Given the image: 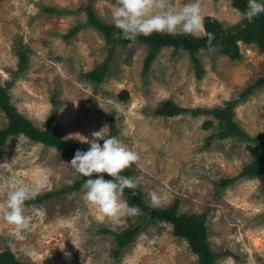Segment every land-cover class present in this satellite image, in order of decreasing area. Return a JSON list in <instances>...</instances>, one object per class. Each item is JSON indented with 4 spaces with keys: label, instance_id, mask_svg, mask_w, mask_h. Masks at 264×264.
<instances>
[{
    "label": "rangeland",
    "instance_id": "374dc122",
    "mask_svg": "<svg viewBox=\"0 0 264 264\" xmlns=\"http://www.w3.org/2000/svg\"><path fill=\"white\" fill-rule=\"evenodd\" d=\"M89 3L103 23L113 24L117 0H0V85L8 89L11 105L41 130L52 118L64 142L81 151L90 147L81 140L93 139L92 133L107 125L104 136L115 135L138 153L128 169L149 206L165 209L179 200V214L205 213L210 249L231 253L216 264H264V175L219 186L252 161L254 146L237 137L220 139L219 120L203 112L231 104L241 129L251 137L264 136V85L241 96L264 77V52L242 41L239 60L202 49L199 79L188 51L164 47L144 74L149 47L117 45L112 52L104 35L86 24L83 9ZM200 5L203 20L215 17L224 29L243 24L232 0H200ZM77 25L81 30L66 38ZM205 34L203 25L193 35ZM19 51L28 53L24 71H19ZM107 65L102 83L87 78ZM168 100L186 111L157 115ZM8 124L0 107V131ZM70 161L24 134L7 138L0 149V205L16 182H31L40 174L47 183L36 197L53 196L26 201L28 222L19 231L0 211V252L9 250L25 264H200L170 224L145 223L140 212L101 218L84 198L83 186L64 190L82 177ZM134 228L139 229L135 238L118 247L115 234Z\"/></svg>",
    "mask_w": 264,
    "mask_h": 264
},
{
    "label": "trees",
    "instance_id": "16d2710c",
    "mask_svg": "<svg viewBox=\"0 0 264 264\" xmlns=\"http://www.w3.org/2000/svg\"><path fill=\"white\" fill-rule=\"evenodd\" d=\"M248 0H232V4L235 8L244 12L247 9ZM48 12H55L54 8L47 7L45 9ZM87 14V23L91 27L101 32L107 43L112 44L111 51L113 52L117 45H130L133 43H144L149 47L148 55L145 59L144 74H147L151 66L160 52L164 47H173L177 50L188 51L192 61L194 62L197 78L202 79L204 70L198 59V53L202 49L209 50L207 44V34H214L215 39L212 41V45L215 47V51L226 55L232 60H239L241 58L240 47L238 43L242 41L245 44L255 43L261 52H264V13L253 18L251 22L247 20L243 21V24L233 28L224 29L220 21L215 17L208 16L203 20V25L206 34L198 37L191 33H168L159 32L152 33L149 36H139L136 40L130 41L121 37L119 29L114 24L103 23L95 13L91 3L85 5L83 9ZM82 28V25L74 27L66 38L75 36ZM110 52L109 60L112 57ZM19 71H24L28 63V53L25 51H19ZM107 66H98L86 76L91 81L96 83H102L108 73ZM264 85V77L250 85L241 96L245 97L251 94L257 88ZM123 98H127V91L122 92ZM0 107L6 113L9 118V124L6 129L0 131V149L6 142L7 138L17 134H24L30 139L45 143L48 146L55 147L65 155L73 158L77 148L69 147L63 140L61 131L58 128L53 127L52 118H49V122L45 130H41L36 127L29 119L20 114L15 107L10 103V97L8 89L0 85ZM186 111L179 107L174 102L168 100L165 101L156 111L157 115L160 116H174ZM232 105L229 104L224 108H215L207 111H203L205 114H212L219 120L220 132L218 137L220 139H227L237 137L242 140H246L253 144L252 149V161L246 164L238 176L232 179H222L219 182V186L226 188L233 184L240 178H258L264 175V136L251 137L245 130L241 129L235 123L233 119ZM194 113H196L194 111ZM211 122L205 124L209 127ZM121 175L131 176L132 171L125 169ZM87 177L82 176L81 179L75 183L71 188H65L64 190L80 189ZM105 179H110L105 174ZM53 196L52 193L44 196H38L34 199L28 200L31 202H42ZM123 196L128 203H135L140 209L141 216L145 223H155L157 221H164L173 227V233L177 237L184 238L188 241L191 250L198 255L200 264H216L220 258L225 255L230 256V252L215 253L213 252L208 244V228L205 225L206 214H179V200L165 209L151 207L147 204L144 194L140 189L135 190L125 188ZM138 228L130 229L122 233L115 234L117 239L118 247L123 248L130 243L136 236ZM107 233H113L109 230H104ZM117 255V252H116ZM0 264H25L16 260L14 254L5 250L0 252Z\"/></svg>",
    "mask_w": 264,
    "mask_h": 264
},
{
    "label": "clouds",
    "instance_id": "9594fccd",
    "mask_svg": "<svg viewBox=\"0 0 264 264\" xmlns=\"http://www.w3.org/2000/svg\"><path fill=\"white\" fill-rule=\"evenodd\" d=\"M264 13V0H248L247 9L241 12L240 19L251 22ZM112 22L119 29L122 38L134 41L139 36H149L156 32L175 33L183 30L195 34L203 27L200 0H117L113 6ZM214 34H207L210 51H215L212 41ZM92 133L93 139L81 140L90 145L87 151L77 150L69 162L75 172L87 177L83 188L84 198L96 208L101 218L119 219L140 211L135 203L124 198V189L135 190L136 178L121 173L135 164L138 153L115 135L104 136L103 130ZM103 140V143H99ZM105 174L110 179H105ZM43 174L36 175L31 182H16L7 193L2 205L3 219L19 231L27 226L25 203L34 199L45 187ZM153 203H158L155 192H150Z\"/></svg>",
    "mask_w": 264,
    "mask_h": 264
}]
</instances>
